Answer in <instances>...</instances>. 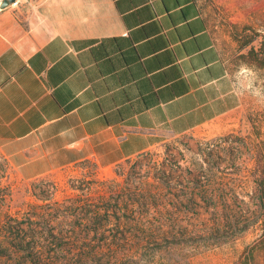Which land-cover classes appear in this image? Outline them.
<instances>
[{
	"label": "crops",
	"instance_id": "obj_1",
	"mask_svg": "<svg viewBox=\"0 0 264 264\" xmlns=\"http://www.w3.org/2000/svg\"><path fill=\"white\" fill-rule=\"evenodd\" d=\"M226 46L200 0L0 7V159L32 180L227 128L247 97Z\"/></svg>",
	"mask_w": 264,
	"mask_h": 264
},
{
	"label": "rangeland",
	"instance_id": "obj_2",
	"mask_svg": "<svg viewBox=\"0 0 264 264\" xmlns=\"http://www.w3.org/2000/svg\"><path fill=\"white\" fill-rule=\"evenodd\" d=\"M200 1L245 90L241 118L108 168L23 180L0 159V264H264V0Z\"/></svg>",
	"mask_w": 264,
	"mask_h": 264
},
{
	"label": "built area",
	"instance_id": "obj_3",
	"mask_svg": "<svg viewBox=\"0 0 264 264\" xmlns=\"http://www.w3.org/2000/svg\"><path fill=\"white\" fill-rule=\"evenodd\" d=\"M27 2H29V0H13L7 7H13L16 9Z\"/></svg>",
	"mask_w": 264,
	"mask_h": 264
},
{
	"label": "water",
	"instance_id": "obj_4",
	"mask_svg": "<svg viewBox=\"0 0 264 264\" xmlns=\"http://www.w3.org/2000/svg\"><path fill=\"white\" fill-rule=\"evenodd\" d=\"M13 0H1L0 7L4 8L9 5Z\"/></svg>",
	"mask_w": 264,
	"mask_h": 264
},
{
	"label": "trees",
	"instance_id": "obj_5",
	"mask_svg": "<svg viewBox=\"0 0 264 264\" xmlns=\"http://www.w3.org/2000/svg\"><path fill=\"white\" fill-rule=\"evenodd\" d=\"M252 53H253V52L251 51V52H250V55H252ZM257 64H258L259 66H263V65H264V62H258ZM41 262H42V261H41Z\"/></svg>",
	"mask_w": 264,
	"mask_h": 264
}]
</instances>
